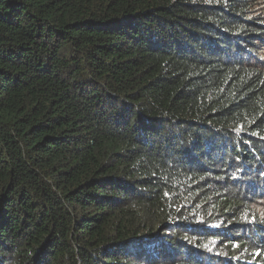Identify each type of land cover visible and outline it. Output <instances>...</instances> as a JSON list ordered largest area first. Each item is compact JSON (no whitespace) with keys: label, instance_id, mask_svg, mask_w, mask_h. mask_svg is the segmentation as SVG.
Masks as SVG:
<instances>
[{"label":"trees","instance_id":"obj_1","mask_svg":"<svg viewBox=\"0 0 264 264\" xmlns=\"http://www.w3.org/2000/svg\"><path fill=\"white\" fill-rule=\"evenodd\" d=\"M0 264H264V0H0Z\"/></svg>","mask_w":264,"mask_h":264}]
</instances>
